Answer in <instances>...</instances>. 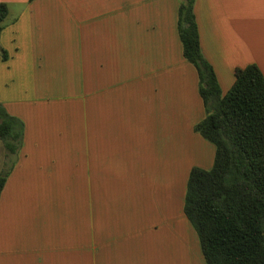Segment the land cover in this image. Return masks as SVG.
<instances>
[{
	"label": "crops",
	"instance_id": "obj_1",
	"mask_svg": "<svg viewBox=\"0 0 264 264\" xmlns=\"http://www.w3.org/2000/svg\"><path fill=\"white\" fill-rule=\"evenodd\" d=\"M0 3V104L23 124L16 155L0 141V264H206L183 205L215 147L180 0ZM194 13L223 94L237 68L264 75V0Z\"/></svg>",
	"mask_w": 264,
	"mask_h": 264
},
{
	"label": "trees",
	"instance_id": "obj_2",
	"mask_svg": "<svg viewBox=\"0 0 264 264\" xmlns=\"http://www.w3.org/2000/svg\"><path fill=\"white\" fill-rule=\"evenodd\" d=\"M195 0H180L178 35L184 59L198 73L205 117L194 131L215 147L210 170L192 168L183 213L206 264H264V75L256 64L234 71L223 94L203 57ZM8 8L0 3V31ZM23 124L0 104V141L8 155L21 147ZM7 169L0 175V193Z\"/></svg>",
	"mask_w": 264,
	"mask_h": 264
},
{
	"label": "rangeland",
	"instance_id": "obj_3",
	"mask_svg": "<svg viewBox=\"0 0 264 264\" xmlns=\"http://www.w3.org/2000/svg\"><path fill=\"white\" fill-rule=\"evenodd\" d=\"M185 126V125H184ZM183 215V214H182ZM183 219H185V218H183Z\"/></svg>",
	"mask_w": 264,
	"mask_h": 264
}]
</instances>
